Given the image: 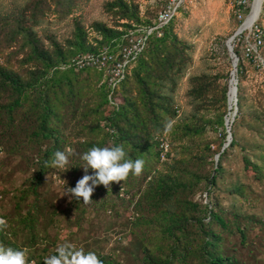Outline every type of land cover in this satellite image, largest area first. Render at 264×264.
<instances>
[{
	"label": "trees",
	"instance_id": "1",
	"mask_svg": "<svg viewBox=\"0 0 264 264\" xmlns=\"http://www.w3.org/2000/svg\"><path fill=\"white\" fill-rule=\"evenodd\" d=\"M77 7V0H28L17 13L0 14V55L5 58V62L0 63V151L9 156L20 155L25 158V154L21 155L20 152L25 153V150H21L26 145L25 148L28 147L32 150L31 153L36 154L35 157L29 155L26 159L28 166L23 171L27 172L31 167L33 176L25 179L23 188H16L19 194L13 197L15 213L12 216L0 214L7 221V226L0 230V244L17 250L27 247L31 250L38 240L36 233L39 231L40 217H47L45 226L48 227L53 217L61 214L62 211L54 209L47 213L51 207H48L49 201L45 196L49 185L47 178L55 170L50 167L55 152L71 148L73 154L69 156L65 172L72 174L73 178L81 174L82 178L85 173L81 168L83 161L80 156L84 152L93 146L122 145L126 159L144 161L140 175L130 173L126 180L119 182L113 189L120 199L125 200L129 194L127 187L133 180L142 177L146 184L137 203V211L140 213L130 222L134 238L136 237V242L131 244L134 245L132 254L138 262L242 264L235 255L224 252L223 235L228 234L231 227L235 226L244 244L247 232L253 227L250 222H254L256 218H247L250 220L248 230L247 226L240 227V223L236 221L238 213L233 215L235 219L232 222L219 204H201L194 201V197L200 190H205L210 197L218 187V181L224 176V158L228 150L238 144L235 125L243 116L241 82L245 78L244 71L248 64L255 69L257 67L252 61L243 58L240 47L234 48L239 59L236 75L238 112L231 129L233 140L216 163L215 156L222 151H213L211 141L203 145H177V141L189 139L192 142L196 138H203L208 129H211L219 133L223 149L227 143L225 120L230 113L229 87L222 86L219 81L224 78L229 80L230 74L219 72L191 77L187 97L193 107L192 111L189 115H184L180 123L176 122L169 127L177 121L180 110L176 107L177 91L193 66L195 51L193 45L175 34L172 21L162 30L161 37L157 34L150 37L131 75L114 91L113 101L116 106L112 108L109 100L112 90L108 83H102V71H76L62 67L73 57L97 53L100 48L111 45L113 41L116 43L111 47L116 48L123 43L124 35L134 29V25H153L159 10L153 18H148L147 15L141 16L139 5L127 0L106 2V13L113 19L114 25L100 22L93 24V30L102 37V41H98V47L90 44L88 31L80 21L75 22V32L67 47L52 34L47 35L46 39L39 35L38 29L49 16L54 14L58 19L65 20L75 13ZM6 51H9L7 55ZM223 53L229 58L226 48H223ZM20 56L22 59L14 62ZM92 72L98 76V103L91 105V100L86 103L81 99L82 103L78 104L80 96L76 92H81L85 83L77 80V76L93 74ZM71 76L76 78V82H80L79 87ZM65 108L69 109L68 112L77 121V136L91 135V139L73 142L68 135H64L62 112ZM80 111L82 112L78 117ZM168 134L171 136L170 153H176L173 165L166 172H161L160 144L156 138L163 135L167 138ZM243 162L245 172L254 173L258 179L262 178L263 163L260 165L248 157H244ZM208 166H211L209 170ZM89 173L93 174L91 169ZM62 178L65 179L63 176ZM76 182L68 184L74 188ZM99 188L105 192L109 190L103 185H99ZM243 188L245 185L242 184L230 191V194L243 198ZM33 198L34 202L29 205L27 212H21L22 204H29ZM91 199H95V195ZM82 203V200L73 198L72 205L76 210L69 208L65 212L78 213ZM50 213L53 215L49 222ZM21 235L25 239L21 240L22 244L18 242ZM124 252L127 253V250ZM32 253L37 256L34 251ZM38 253L40 258L34 259L35 264H44V258L56 254V251L44 248ZM95 254L102 264H123L113 257Z\"/></svg>",
	"mask_w": 264,
	"mask_h": 264
},
{
	"label": "rangeland",
	"instance_id": "2",
	"mask_svg": "<svg viewBox=\"0 0 264 264\" xmlns=\"http://www.w3.org/2000/svg\"><path fill=\"white\" fill-rule=\"evenodd\" d=\"M26 1L28 0H0V14L12 15L17 13ZM77 1V10L70 18L60 20L57 15L49 16L38 29L39 35L46 39L47 35L52 34L58 42L67 47L68 41L74 35L76 21H80L87 31L93 29V24L97 22L114 25L113 19L105 10V4L110 0ZM127 1L139 5L140 11L148 18H153L156 11L159 10L155 0ZM238 28L239 22L231 13L226 0H192L185 9L180 10L174 20V32L180 39L194 46V62L177 91L176 107H179L180 112L177 114V121L169 127L176 122L180 123L184 115H189L192 111L193 107L187 97L191 77L219 72L231 74L233 60L229 52V58H227L223 53V48L227 49V42L235 35ZM8 53L9 51H6L5 55ZM20 59H22V56L14 59V62ZM4 62V56L0 55V63ZM244 72L245 78L241 82L243 116L235 125V136L238 139V144L235 148L228 150L229 152L223 161L224 176L218 181V187L213 194L208 197L205 190H200L194 197V201L201 204L212 203L214 206L219 204L232 222L235 219L233 215L238 213L236 221L243 228L248 227L250 221L247 219L248 217H255V221L250 222L251 227H253L250 232H247V241L243 244L241 235L237 233L236 227L232 226V232L223 235L225 237L223 250L227 255H235L241 260L242 264H264V171L262 178L258 179L254 173L245 172L243 162L244 157H248L253 162L263 163L264 167V73L249 64ZM92 73L77 76V80L85 83L81 92H76L80 96L77 99L78 104L82 103L81 99L86 103L91 100V105L98 103V76L94 72ZM71 79L79 87L80 82H76V78L73 76H71ZM229 82L230 78L229 80L224 78L219 81L222 86L228 85V87ZM106 110L108 111L107 108ZM68 111L69 109L65 108L62 112L65 126L64 135H68L73 142H84L91 139V135L77 136L79 131L77 121ZM167 139L171 141L169 134ZM207 141L213 143V151H222L219 133L211 129H208L203 138H196L192 142L189 139L182 142L177 141V145L181 143L203 145ZM25 146L21 150H25V153L20 152L21 155L22 153L25 154V158L20 157V155L9 156L4 151H0V192L3 194H1L3 198H0V214L12 216L15 213L13 197L15 194H19L16 188H23L25 179L33 176V168L30 167L31 170H27V172L23 170L28 166L27 157L29 155L35 157L36 154L31 153L32 150L28 147L25 148ZM175 153H171L169 159L159 165L161 172H166L169 166L173 165ZM190 167L193 169L192 166ZM210 168L211 166H208L207 169ZM195 169L196 167H194ZM70 172L72 171L70 170ZM63 173L64 175H62ZM89 174L92 175V173ZM80 176L81 174H78L73 178V175L67 173V171L65 172V169H55L53 174L48 176L49 185L45 196L49 201L48 207L51 208L47 213L52 212L53 209L62 212L60 215L53 217L52 222L50 221L53 214H48L51 223L48 227L45 226L47 217L46 219L40 217L39 231L36 233L38 236L37 243L31 250L28 247L26 248L29 264L35 263L34 259L38 260L40 258L38 253L40 250L46 248L54 252L57 246L63 242L72 243L77 248H83L85 252L91 251L113 257L123 264H141L132 254L134 245L131 244L136 242V237L134 238V230L130 226V222L140 213L137 211V203L146 188L142 177L136 178L127 187L129 194L125 200L120 199L113 190L119 183H111L107 192L97 186L93 192L95 199H91L93 202L87 205L82 203L78 209L79 214L75 211L67 213L65 211L69 208L71 210L76 209L72 205L73 197L70 195L63 196L65 187L61 183V179L67 182L66 187H70L72 182L81 179ZM242 184L245 185L243 198H237L230 194V191ZM33 202L34 198L29 204L23 203L20 207L21 212L26 213L29 205ZM121 237L122 240H119ZM12 239L15 241L14 238ZM21 240L25 241L23 235H21L18 242L21 243ZM124 250H127V253ZM32 251L36 253V257Z\"/></svg>",
	"mask_w": 264,
	"mask_h": 264
},
{
	"label": "built area",
	"instance_id": "3",
	"mask_svg": "<svg viewBox=\"0 0 264 264\" xmlns=\"http://www.w3.org/2000/svg\"><path fill=\"white\" fill-rule=\"evenodd\" d=\"M226 1L231 13L239 22V28L232 42L233 49L240 47L243 58L252 61L264 73V0ZM155 2L159 11L153 25H134V29L124 35L123 43L118 44L116 48L111 47L116 43L113 41L111 45L100 48L97 53L80 54L73 57L62 69L102 71L104 73L102 83H108L111 88L110 105L112 108L115 107L114 91L131 75L139 57L145 51L150 37L153 34L161 37L162 30L174 21L180 10L185 9L192 0H155ZM141 16L144 17L142 11ZM88 36L90 44L98 47V41H102V37L93 29L88 30ZM156 140L160 144V161L163 163L169 159L171 154L170 142L166 135L158 136Z\"/></svg>",
	"mask_w": 264,
	"mask_h": 264
},
{
	"label": "clouds",
	"instance_id": "4",
	"mask_svg": "<svg viewBox=\"0 0 264 264\" xmlns=\"http://www.w3.org/2000/svg\"><path fill=\"white\" fill-rule=\"evenodd\" d=\"M72 149L57 151L50 161V167L64 170L69 164V156ZM126 152L120 146H93L84 152L80 159L83 161L81 168L84 175L79 179L74 188L66 187L67 182L61 179L65 185L64 195H70L77 201L82 200L85 205L93 202L91 197L95 187L103 185L110 188L113 182L119 183L126 180L129 174L140 175L143 171L142 159H126ZM89 169L93 174L89 175ZM1 217V216H0ZM7 226V221L0 218V230ZM0 264H29L27 249H14L0 244ZM33 264H35L33 262ZM44 264H102V261L94 252H85L83 248H77L69 242L60 243L56 248V254L44 258Z\"/></svg>",
	"mask_w": 264,
	"mask_h": 264
},
{
	"label": "water",
	"instance_id": "5",
	"mask_svg": "<svg viewBox=\"0 0 264 264\" xmlns=\"http://www.w3.org/2000/svg\"><path fill=\"white\" fill-rule=\"evenodd\" d=\"M236 34L227 42V50L233 60V70L230 74V82H229V92H228V104H229V114L225 120V128L227 133V144L223 147L222 152L216 156V163H218L220 155L225 151V149L231 144L232 138V125L235 121L237 112H238V79L237 75V66H238V57L234 53L232 42L235 38ZM232 111V112H231Z\"/></svg>",
	"mask_w": 264,
	"mask_h": 264
}]
</instances>
